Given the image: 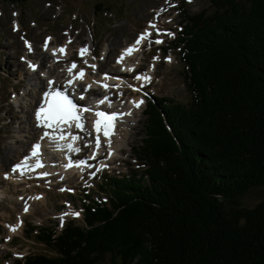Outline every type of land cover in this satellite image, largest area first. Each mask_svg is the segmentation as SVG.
<instances>
[{
  "label": "trees",
  "instance_id": "16d2710c",
  "mask_svg": "<svg viewBox=\"0 0 264 264\" xmlns=\"http://www.w3.org/2000/svg\"><path fill=\"white\" fill-rule=\"evenodd\" d=\"M211 7L184 12L174 42L190 101H148L135 148L148 168L106 177L82 225L40 233L51 254L17 264H264V200L238 202L264 187V0Z\"/></svg>",
  "mask_w": 264,
  "mask_h": 264
},
{
  "label": "rangeland",
  "instance_id": "374dc122",
  "mask_svg": "<svg viewBox=\"0 0 264 264\" xmlns=\"http://www.w3.org/2000/svg\"><path fill=\"white\" fill-rule=\"evenodd\" d=\"M205 10L209 14L213 12L210 0H27L23 5H11L0 0V189L3 187L6 191L5 198L0 202V264H17V260L34 254L48 255L47 246L36 236L44 231L59 235L62 229L61 216L64 213H80L79 218L64 216V226L69 221L83 224V215L79 208L81 196L91 191L93 199H102L105 195L100 192L99 185L106 177H129L132 171H139L141 175L148 168L135 151L145 136L147 117L144 111L147 101L150 98L154 100L162 97L184 104L190 101L184 65L174 42L184 29V12L198 14ZM150 22L156 23L160 32H171L174 35L157 36L153 33L151 39L159 38L163 43L150 44L149 41H144L142 53L134 57L137 66L142 68L138 70V74H148L151 77L150 82L141 81L144 89L133 84L137 80V74L127 75L130 80L123 79L126 81L125 85L116 86V90H121L112 93L115 95L112 100L113 107L120 105L122 109L128 108L134 98L144 101L136 112H132L136 113L134 118L132 114L129 116L132 118V127L127 130L128 137L124 135L126 141L119 143L121 150L116 153L115 160L106 159L105 154L100 162L106 164V167H95L94 173H79L64 185L59 184L57 180L41 181L34 177H26L24 180L18 174L14 176L15 179L24 181L21 186L13 180L2 179L1 172L11 169L12 165H9L15 161L14 156L20 157L19 153L24 152V149H27L25 154H30L27 143L32 140L30 138H35L27 121V127L15 130L25 119L24 112L30 110V104L35 102L31 96L35 91L34 87H31L32 79L25 75L27 70H31L24 62L29 52L25 48L24 39L30 41L38 50H42L45 36L52 37L55 46L67 43L70 57L58 64L60 70H64L73 62L88 70L86 63L83 65V58L77 54L81 47L87 46L93 49L89 57L91 62L95 59L100 66L116 67L120 71L116 64L119 53L124 47L134 43ZM15 28L18 30H14ZM69 39L71 43H68ZM31 52L33 53L29 58L35 62V51ZM156 56H159V59L154 60ZM167 57H171V62H168ZM82 87L85 88V85ZM36 92L38 94V88ZM29 112L32 113V110ZM89 122L91 124V121ZM10 124L12 135L7 133ZM19 137L21 139L15 144ZM120 138L122 134L118 133L116 140ZM89 140L83 138V144ZM21 148L23 150L18 153L17 150ZM107 148L104 147L106 150ZM9 152L14 156L8 155ZM77 177L79 182H82L80 186L75 180ZM0 193L2 194L1 190ZM36 196L41 198L34 199ZM263 200L264 187H261L250 190L240 197L238 202L241 208H254ZM26 204L29 207L27 212L24 211ZM10 225L16 226L17 231H10ZM9 237H14L15 240L8 243Z\"/></svg>",
  "mask_w": 264,
  "mask_h": 264
},
{
  "label": "snow or ice",
  "instance_id": "6c2138e0",
  "mask_svg": "<svg viewBox=\"0 0 264 264\" xmlns=\"http://www.w3.org/2000/svg\"><path fill=\"white\" fill-rule=\"evenodd\" d=\"M191 2V0H189ZM149 29H153L156 32V35L159 36L161 34L173 36L174 34L171 32L161 33L160 30L157 28L155 23L149 24ZM14 30H18L15 28ZM152 31L146 29L142 32L139 37L135 40L133 46H130L123 50L122 54L118 57L117 63L121 64L124 62L126 57H131L134 52L140 50V45L145 40H148L150 44H162L163 40L155 39L152 40ZM67 35V33H65ZM21 39H24L21 37ZM52 40V37H48L44 43V49L48 50L49 42ZM24 43L28 49V51H32V45L29 41L24 39ZM68 43H71V39H69ZM57 53L64 55L66 54V47H60L59 49H53L52 55L56 56ZM90 53V50L87 46L81 48L79 50V54L81 58L85 57ZM103 58V57H101ZM159 59V56L153 58ZM168 62H171V57L166 58ZM87 63V61H85ZM92 68L93 71L96 70V65L91 64L88 65ZM28 67L32 71L37 70V65L34 63L29 62ZM78 68V65L73 62L67 69L72 79L67 81L68 85H72L75 80H83L85 77V71L83 69L79 70L75 75H73L74 70ZM132 71V69H128ZM137 80L150 82L151 77L146 75H137L135 77ZM109 79H113V77L109 76L108 74L103 75V80L107 81ZM98 83V82H97ZM55 81L49 80L48 81V88L43 92L42 99L40 104L38 105L37 109L35 110V120L36 126L43 130L42 135L39 137L40 140L47 139L49 143L54 147L56 150L60 151H67L69 153H79L81 151L80 147H75L77 141L83 139V137L79 135H74L70 129L73 127L80 132H86L89 137H93V140L90 142H86L84 147H91L93 148L91 156L87 157L86 159H81L78 162L73 163L71 158H69V162L64 165L65 168H71L73 166L80 168L83 170L85 167H90L88 164V160L96 159L98 155L99 149L101 148V141L103 139L104 143L107 145L109 152L108 155L111 157L112 153V137L116 133V125L117 122L122 120L124 116H130L131 112L121 113V112H112L108 113L105 111L93 109L88 106H78L74 103L73 99L66 93L65 90L59 89L54 87ZM103 88L108 89L109 85L104 83L101 85ZM92 87L89 84L84 91H88ZM135 91H140V89H134ZM81 99L83 97L81 96ZM108 100V97L105 96L103 99L99 100L100 104H104ZM135 108H140L141 105L144 103L143 99L136 101H131ZM93 113L95 116V120L93 121V126L91 130L85 128V113ZM94 134V136H93ZM41 153V144L39 142L32 145L31 152L29 156H26L23 160L13 165L11 172L12 173H19V175L23 176L26 175L28 172L35 170L36 168H42L44 165L41 163L39 157ZM35 158V163L30 164V160ZM101 167H106L103 163H101ZM43 176L49 175V173L45 172L42 174ZM5 179H9V175L5 174ZM72 191L71 189H61V191ZM41 197L36 196L34 199H40ZM23 199V198H21ZM29 210L28 205H25L24 211L27 212ZM72 215L75 218H79V212H72V213H64L61 216V227L64 226V216ZM9 230L12 232L17 231L16 226H9Z\"/></svg>",
  "mask_w": 264,
  "mask_h": 264
},
{
  "label": "bare ground",
  "instance_id": "6f19581e",
  "mask_svg": "<svg viewBox=\"0 0 264 264\" xmlns=\"http://www.w3.org/2000/svg\"><path fill=\"white\" fill-rule=\"evenodd\" d=\"M46 38H48V36H45L43 38V47H42V50L36 49L35 45H33V50L32 51H35V53H34V58L36 59V60L34 59L35 62L32 61L29 58V55L32 54L33 52H30L29 51L27 53L26 61L28 63L31 62V63H34V64L37 65V70L36 71H32L30 69L31 71L27 70V72L25 73L26 77H28L29 79L31 77V79H32V81L30 80V83H31V87H34L35 91H33V95H31V96H33V102L34 101L35 102L30 104V110H32V113L29 112L30 110H28L27 112H24L25 119L22 120L17 125V127L15 129L17 131V130H22V128H24V126L27 127L26 124H25V121H27L28 125L30 127H32L33 134H35V138H30V139H32V140H30L31 142L28 141V143H27L28 144V150H31V145H33V144H35L37 142H39L41 144V153H40L39 159H40L41 163L44 165V167H42V168H36L35 170H33L31 172H28L26 175H24V176H30V175L33 176L35 171H37V170H45V172L49 173V175L43 176L42 175L43 173H42L41 174L42 176L39 177V179H41V180H50V177L53 176V174L55 173V171L53 170V167H55V165L54 164H51V162H48L47 161L49 159H52V154H54V153L57 154L60 159L66 157L67 160H69V158H71V160H73V156L75 154H77V153H68L66 150L65 151L56 150L49 143V141L47 139H45V140H40L39 139V137L42 135V132L43 131H41L40 128H38L36 126L35 110H34V108L37 109L38 105L40 104V102H41L40 99L42 97L41 95H43V92L48 88V81L49 80L55 81L54 87L59 88V89H63V90H69L70 91V90H73V88H76V87L79 88V89H81L82 92L80 93V97H79V100H80L81 99V96L83 97V99L86 97L85 95L83 96V94H85V91H84V88H82V84L86 85V87L89 84H91L92 86H97L98 84H103V83H107L108 85H118L119 84V86H123L124 84L120 80L123 77L126 78V76H124L125 73L123 71H121V72L118 71L116 69V67L115 68H108V67L100 66V65H98V61H96L95 59H92L93 62H91L89 60V57H90V53H89L88 55L85 56V61H87L86 67H89L88 65L95 64L96 65V70L95 71H93V70H84L83 67H79L78 66V68L76 70H74L73 75H75L79 70L83 69L85 71V74H86L85 77H84V79L83 80H75L72 85H68L67 84V81L70 80V79H72V76H70L69 73H68V71H67L69 65L64 70H60V67L58 66L57 63H59V62H61V63L62 62H65L70 57L69 45L67 43H65L64 45H60V46L57 45V46H55L54 40L52 39V42L51 43L49 42L48 50L46 51L44 49V43H45ZM145 41L148 42V40H145ZM134 43H132V45H127L126 47H124L122 49V51L124 49L130 47V46H133ZM144 46H145L144 45V42H142V44L139 46L140 47V50L139 51L134 52V54L131 57H126L125 58L124 62L126 64H128V66H131V69L132 70H133L132 67H136L137 66V61L134 59V57L136 55H140L141 50L144 48ZM60 47H66V54L61 55V54L57 53L56 56H53L52 55V50L53 49H59ZM78 53H79V51L77 52V54ZM108 56H109V53H108ZM38 63L40 64L39 66H38ZM21 66H22V64H21ZM122 67H123L124 70L128 69L126 65H123ZM89 69H92V68H89ZM104 74H108L109 76L113 77V79H109L107 81L103 80V75ZM125 75H127V74H125ZM144 75L148 76V74H144ZM137 81H140V80H137ZM113 87H115V86H113ZM37 88H38V91H39L38 94L36 92V89ZM102 89H103L104 92H106V91H112V89H116V88H110L109 87L108 89H105V88L102 87ZM92 94H95V93L92 91ZM113 99H114V97H110L109 98V100H113ZM133 100L139 101L138 99H135V98ZM133 107H134L133 104H130V107L125 108V109L124 108L122 109L121 106L118 105V107L116 109L110 111V113H112V112H121V113L131 112L132 113V112H136L139 109V108L137 109V108H135V107L133 108ZM135 114L136 113L132 114V116H133L132 118H134ZM131 119H130V117L128 115H126V116L123 117L122 120H120V121L117 122V125H116V133L112 137V153L113 154L111 155V157H109V155H108L109 149L108 148H107V150L104 149V147H106L107 145L104 143V141L102 139V141H101V145L102 146L99 149L98 155L96 156V159L89 160L90 164H92V162L95 161V160H100L101 159V156H103L105 154L107 156L106 159H108V160H111V159L115 160L114 157H115L116 153H118V151L121 150V149H119V146H118L119 143H122L126 139V137H128L127 130H128V128L132 127L131 124H130L131 123L130 122ZM87 125H89V124L87 123ZM11 126H12V124H10V126L8 127V130H7V133L9 135H12L13 134L12 131L9 130L11 128ZM91 126H93V123H92ZM123 128H125V130ZM86 129L89 130L88 127ZM10 131H11V133H10ZM118 133H121L122 134V138L116 140V137H117V134ZM74 135H79V136L80 135H83V138L84 139L89 138L90 140L87 141V142H90V141L93 140V137H89L86 132H82L80 134L77 133V134H74ZM93 136H94V134H93ZM20 139H21V137H19L18 140H15V144H17ZM23 139H25V137ZM47 144L49 146V150L48 151L43 148V146H46ZM80 145H81V141H77L74 146L75 147H80ZM9 146H11V144ZM22 150H23V148H21V150H17V152L18 151L20 152ZM26 150L24 149V152H22V153H19L18 152L19 155H20V157H15L14 155H12V152H9L8 155L14 156V159H15V161L12 162L9 165V167L11 165L13 166L16 163L20 162L26 156H29L30 154H25L26 153ZM65 153H67V155ZM5 162H6V159L3 162V166H5ZM33 163H35V158H33L32 160H30V164H33ZM104 165H106V164H104ZM77 172L78 173H82L83 171H77ZM5 174H8L9 175V179H5L4 178L5 177ZM15 174H19V173H12L11 171L8 172L7 169H6L5 171H2L1 172V178L2 179H5V180H10L12 178L13 182H15L17 185L23 184L24 181H21L20 179H15V176H14ZM60 174H61L60 181H67L68 180V178H67L66 175H64L62 172H60ZM73 174H76V171L75 170L70 173V175H73ZM24 180H26L25 177H24ZM0 190L2 192V194L0 196V201H1L3 198H5L6 191L4 190L3 187Z\"/></svg>",
  "mask_w": 264,
  "mask_h": 264
}]
</instances>
